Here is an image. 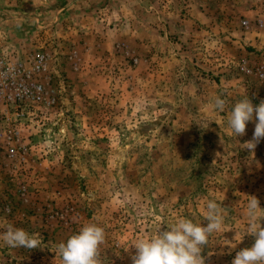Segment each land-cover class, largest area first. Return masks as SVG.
Listing matches in <instances>:
<instances>
[{"label":"rangeland","instance_id":"374dc122","mask_svg":"<svg viewBox=\"0 0 264 264\" xmlns=\"http://www.w3.org/2000/svg\"><path fill=\"white\" fill-rule=\"evenodd\" d=\"M37 55L53 104L18 118L0 108V236L11 224L41 244L0 239V264H54L56 245L88 223L104 229L101 264H132L138 238L181 217L206 226L208 200L224 221L205 264L252 246L264 139L246 150L255 114L238 137L227 115L264 100V0H0V57Z\"/></svg>","mask_w":264,"mask_h":264},{"label":"clouds","instance_id":"9594fccd","mask_svg":"<svg viewBox=\"0 0 264 264\" xmlns=\"http://www.w3.org/2000/svg\"><path fill=\"white\" fill-rule=\"evenodd\" d=\"M225 106L226 101L218 96L211 105L220 113L225 111ZM254 114L257 122L252 139L242 144L250 152H254L257 144L264 139V100L255 107L248 98L239 100L227 115V128L231 134L238 137L245 134L246 125L253 120ZM218 155L220 154L217 153ZM247 197V233L254 238V243L251 247L240 250L232 264H264V227L261 226L264 210L259 207L260 202L255 196ZM204 215L206 226L181 217L170 225L167 231L159 229L152 236L138 238L133 245L136 252L131 256L132 264H205L202 250L208 245L211 234L221 231L224 208L215 200H208ZM0 239L12 248L36 249L41 244L39 234L30 235L24 229L11 224ZM104 241L105 233L102 227L94 223L85 224L78 233L56 245V259L59 258V264H101L99 246Z\"/></svg>","mask_w":264,"mask_h":264},{"label":"built area","instance_id":"2783aa9c","mask_svg":"<svg viewBox=\"0 0 264 264\" xmlns=\"http://www.w3.org/2000/svg\"><path fill=\"white\" fill-rule=\"evenodd\" d=\"M44 56L29 60L0 57V108L15 118L22 117L32 104L51 106L38 77L46 69Z\"/></svg>","mask_w":264,"mask_h":264}]
</instances>
